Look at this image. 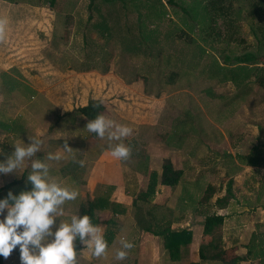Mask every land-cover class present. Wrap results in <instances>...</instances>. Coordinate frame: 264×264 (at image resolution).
Segmentation results:
<instances>
[{
  "label": "rangeland",
  "instance_id": "374dc122",
  "mask_svg": "<svg viewBox=\"0 0 264 264\" xmlns=\"http://www.w3.org/2000/svg\"><path fill=\"white\" fill-rule=\"evenodd\" d=\"M14 1L30 2L40 8L21 10L23 18H18L21 21L14 25V33H9V39L1 42L7 51L18 54L29 49L35 50L42 69L48 65L47 61H51L63 66L62 68L68 65L78 70L95 68L104 72L110 67L126 82L137 78L143 80L146 77L143 81V93L156 96L165 94L173 98L172 101L178 102L177 112H179V119H183V126L189 122L190 117L195 119V114L200 117V120L198 118L196 122L199 132L195 133L199 140L198 143L200 142L198 145L200 148L196 157L192 158L193 166L187 168L186 178L182 177L185 181L187 177L198 180L189 185L192 193L183 196L188 200L185 199L184 202L182 199L175 198L173 202H170L175 210L168 204L160 208L161 215H166V219L170 218L174 211L179 213V210L188 207L187 210L195 224L192 226L198 230L197 238L192 242V246L188 243L181 250L180 259L177 261H171L166 250L162 249L159 243V251L163 253L159 255L160 261L157 264H217L215 261L220 257L230 259L236 254L243 255L250 242L258 243L261 237H264V166L253 168L245 166L241 159L251 153L255 147L258 149L263 147L264 151V85L257 83L256 76H252L246 86L238 88L232 82L219 81L213 75L197 74L198 67L205 62L208 63L211 55L204 54V59L197 66L190 57L192 45L187 39L189 36L202 42L190 14L197 12L205 0H125L126 6L119 14V21L116 10L109 9L111 6L106 4L105 0H54L52 5H49L47 0ZM114 1L121 5L123 0ZM231 1L232 9L229 18H227L228 14H224L216 19V26L222 40L214 42L215 48L207 47V49L219 62H222L223 57L230 52L234 54L246 51L254 53L258 57L257 67L264 72V42H259L258 36L253 34L254 30H251L252 24L256 26L258 22L246 16L247 0ZM149 3L154 5L151 15L147 14L149 9L146 5ZM73 6L76 7L73 8ZM238 6L242 7L241 17H236L235 12L233 13ZM184 9L191 12L186 14ZM51 11L53 13L51 22H44L37 18L51 16ZM108 11H111L109 14L115 15H109ZM102 16H105L107 21L95 27ZM224 19H231L234 23L232 26V31H234L232 38L234 39L228 42L224 39L228 35L226 30L229 29ZM191 24H193L194 32L189 29ZM260 24H264V18ZM1 29L0 26V35L3 36ZM151 29L159 35L156 44L160 48L159 52L148 42L144 46L147 56L143 53L145 49L143 46L140 52L131 51L124 46L126 44L124 39L127 40V35H134L137 41L140 39L141 32L147 33ZM167 31L171 36L165 39L163 35ZM84 38H86L85 42ZM188 62L197 66L195 70L189 71L190 73L186 75L182 74L179 78L173 77V81L168 82L170 71H178L183 66H187ZM74 78L71 77V79ZM208 89L212 91V95L207 92ZM14 90L16 93L19 91V94L25 95L26 100L30 98L28 93L24 94L23 88ZM10 92L5 87L0 89V94L4 96H8ZM102 104L104 105V102ZM29 108L30 103L24 100L9 112L13 115L18 114L20 115L17 116L18 118H24L29 122ZM228 118H230L229 121ZM203 120L208 123L207 126L202 123ZM212 122L219 124L226 122L219 126L224 132H221L217 126H211ZM214 129L222 137L226 136L224 141H221V138L217 142L216 140L211 141L210 133ZM137 149L144 150L142 147ZM42 154L44 152L40 155L44 159ZM66 159L61 157L59 160L49 161L58 171L55 176L62 174ZM25 162H27V167L24 168L26 174L30 171V160ZM202 181L205 182L202 184ZM183 186H186L183 182L177 185L173 197L177 196V192H181L180 187ZM28 187H31L29 182L9 185L5 187L3 194L6 196L9 190L17 194L21 190H28ZM193 194L198 197L197 201H192ZM84 203L86 205V201ZM86 208L87 205L79 209L81 210L79 214H87L88 209L85 210ZM211 213L222 215L223 220L216 223L212 231L205 232L203 230L204 217ZM87 215L91 223L100 226L104 235V222L109 214L100 212L95 217H91L89 213ZM70 217L71 215L59 214L56 220L57 223L59 219L67 222ZM133 219L140 220L139 224L141 223V215L138 212L133 215ZM129 230L128 234H117L113 241L106 240L108 248L105 254L99 257L93 256L91 249L79 240L75 241V246L76 244L82 245L79 246L82 250L76 253V259L82 261L80 264H133L134 256L138 252L135 245L128 250V255L123 260L115 257L117 249L121 247L122 236H125L123 239L131 241L135 239L137 233L135 234L133 228ZM116 231L113 230V232ZM76 249H78L77 246ZM201 254L204 255L205 260H201ZM260 262L259 258H255L247 259L240 264H261Z\"/></svg>",
  "mask_w": 264,
  "mask_h": 264
},
{
  "label": "crops",
  "instance_id": "0c3cea01",
  "mask_svg": "<svg viewBox=\"0 0 264 264\" xmlns=\"http://www.w3.org/2000/svg\"><path fill=\"white\" fill-rule=\"evenodd\" d=\"M0 1H2L0 26L4 34V37L0 35V89L5 87L11 91L8 96L0 94V152L3 153L0 154V160L10 154L14 144L24 145L33 137L40 138L42 140L41 149L33 158L41 157V153L44 152L42 156H44L43 160L49 164L50 176L61 185L75 189L78 193L74 200L66 201L62 205L63 210L60 214L63 216L79 214L81 211L79 209L86 207L84 202L93 197L95 186L97 184L107 185L109 199L123 207L121 212L114 214L106 209L100 211L109 214L104 223L109 218L115 222L114 229L117 231L113 232L112 238L108 241H113L119 233L128 234L129 229L133 228L137 235L132 242H135L134 245L138 248L132 261L133 264L143 262L157 264L160 261L159 255L163 251L160 252L158 246L160 243L163 249L162 238L154 232L165 227L190 230L192 235L189 243L191 245L197 238L198 230L192 226L194 223L187 210L188 207L179 210V213L174 211L173 215L166 219V215H161L160 208L165 204L174 208L170 202H173L175 198L182 199L184 202L188 200L183 196L192 193L189 185L198 180L187 177L185 181L183 178H186L187 168L193 166L192 158L196 157L200 148L198 146L200 142L198 143L199 140L195 135L196 122L198 118L200 120V117L195 114V119L190 117L189 122L183 126V119H179V112H177L178 102L172 101L173 98L165 94L156 96L143 93L144 79H128L129 81L126 82L110 67L106 70L107 72L98 71L95 68L78 70L68 65L62 68L63 66L57 65L56 62L47 61L48 65L42 69L35 50L29 49L18 54L7 51L1 42L4 40L6 42L9 35L14 33V25L21 21L18 18H23L21 10H32L40 6L32 5L30 2ZM18 13L20 15L16 16ZM50 15L37 18L44 22H51L53 20L52 11ZM71 77L75 78L71 79ZM20 87L24 89V94H29L28 100L25 99V95L19 94V91L16 93L14 90ZM91 98L104 102L102 114L107 118L127 124L132 128V133L124 138V142L131 146V151L137 150L138 147L144 149L142 152L147 156V173L144 174L135 169L136 162L131 154L126 160L113 157L109 145L114 142H109L106 137H97L87 130L85 126L88 119L75 111V108L85 105ZM24 100L30 103L29 122L17 117L20 115H13L9 112ZM202 123L208 125L204 120ZM225 123L212 122L211 126H217L221 132H224L219 126ZM216 132L214 129L210 133L211 141L216 140L217 142L219 138L224 141L226 136L222 137ZM65 142L72 149L65 151L63 147ZM48 152H59L62 158H67L60 176H55L58 171L46 159ZM164 159H169L174 168L181 170V176L176 185L170 186L162 182ZM81 161H83L82 164ZM26 164L27 162L17 170V174H0V198L5 197L3 193L6 186L27 183L28 172L25 174L24 169L25 166L27 167ZM243 165L252 168L259 167ZM151 171L156 176L154 191L140 197L139 195L147 189ZM181 182L186 186L180 187L181 192H177V196L173 197L175 188ZM29 184L31 185L30 182ZM193 197L192 201H197L198 197L195 195ZM136 212L141 215L140 224V220L133 219ZM2 215L3 213H0V216ZM123 237L125 236L121 238ZM76 246L78 247L77 252L80 253L82 249L79 246L82 245L76 244ZM80 262L82 261L76 259V264ZM0 264H20L18 246L13 248L7 257L0 255Z\"/></svg>",
  "mask_w": 264,
  "mask_h": 264
},
{
  "label": "clouds",
  "instance_id": "9594fccd",
  "mask_svg": "<svg viewBox=\"0 0 264 264\" xmlns=\"http://www.w3.org/2000/svg\"><path fill=\"white\" fill-rule=\"evenodd\" d=\"M85 127L97 137H106L109 142H114L109 145L113 157L120 160L129 158L131 146L124 142V138L132 133V128L127 124L98 113L88 120ZM41 145L42 140L33 137L24 145L14 144L10 154L0 160V174H17L25 161L30 160L26 182L31 183L28 190H21L17 194L9 190L5 197L0 198V213H3L0 217V255L7 257L18 246L20 264H76L77 240L90 248L93 256L104 255L107 241L100 226L91 223L87 214H73L69 221L59 219L57 223L62 205L74 200L78 193L53 179L45 160L33 158ZM63 147L65 151L72 149L67 142ZM46 159L59 160L61 153L48 152ZM120 245L115 257L123 260L134 244L122 238Z\"/></svg>",
  "mask_w": 264,
  "mask_h": 264
},
{
  "label": "trees",
  "instance_id": "16d2710c",
  "mask_svg": "<svg viewBox=\"0 0 264 264\" xmlns=\"http://www.w3.org/2000/svg\"><path fill=\"white\" fill-rule=\"evenodd\" d=\"M47 1L48 4H53L54 2V0ZM105 2L106 4H109L111 6L109 9L116 10L117 19L119 21V14L121 13L122 9H125L126 1H121V5H118L114 0H105ZM247 2L248 10L246 12V16L252 17L256 22H258L256 26L252 24L251 30H254L253 34L255 36H258L259 42H264V24H260L262 23V20L264 18V0H247ZM153 6L154 5L150 3L146 5V7L149 9V11L147 12L148 15L152 14L151 11L154 8ZM231 9V0H205L203 1L201 8L197 12H192L190 14L192 21L195 22L194 27H197V30L200 35L199 37L202 41H196L194 37L192 38L188 36L187 41H189V43L192 45L190 57L198 66V64L201 63L200 61L204 59V54H206L207 56L211 55V59L208 63L205 62L203 65L198 67L199 69L197 71V74L213 75L217 77L219 81H230L238 88L246 86L250 78L252 76H256L257 83L262 86L264 85V72H262L261 68L257 67L258 57L254 53L246 51L240 54H234L233 52H230L229 54L223 57L222 62H219L217 61L216 57L211 53V51H209V49L215 48L213 45L214 42L222 40L220 39L219 29L216 26V19L218 17H222L224 14H228L227 18H229V16L231 15ZM241 9L242 7L238 6L237 9L233 10V13L235 12L236 17H241ZM184 10L186 14H189V12H191L187 9ZM109 13H111V11H108V14ZM225 20L226 19H224V22ZM104 21H107V19L105 16H102L101 20L97 24H95V27H99L98 25ZM226 22L227 28L229 29L226 30L228 35L227 37H224V39L225 42H228L229 40L234 39L232 38L234 32L232 31V26H234V23L231 19H227ZM194 27L193 24H191L189 26L190 31L194 32ZM128 30L129 29H127V31ZM158 36V33L153 31L152 29L150 32L147 33L141 32L139 37L140 39L137 41L135 40L134 35H127V40L124 39V41L126 42L124 46L130 49L131 51L140 52L142 46L143 48H145L144 46L147 45L148 42L151 46L156 47L157 52H159L160 48L158 45H156L158 43ZM163 36L165 39H167L171 36V34L167 31ZM83 41L85 42L86 38H84ZM207 47L209 49H207ZM145 51L146 48L143 50V53L147 56L148 54ZM188 63L189 64H187V66H183L178 71L171 70L168 74V82H172L173 77L179 78L180 76H182V74L186 75L190 73L189 71L195 70L197 66L191 65L190 62ZM105 68L103 69L105 70ZM256 71H259L258 73L260 74L256 73ZM143 79L146 80V77H144ZM207 92L211 93V95L213 94L210 89H208ZM75 111L81 113L88 120H90L94 118L98 113L103 112V104L99 99H90L87 104L78 107ZM262 148L258 149L257 147H255L251 153L242 158V161L246 165L264 166V151L262 150ZM131 156L135 159L136 162L135 169L144 174L147 173V156L139 149L131 151ZM180 176L181 170L174 168L169 159H164L163 171L161 175L162 182L164 184L173 186L178 183ZM155 185L156 176L155 173L151 171L149 172V182L147 184V189L139 196L144 197L153 192ZM86 205L88 213L91 217H95L97 213L105 209L110 210L112 214L121 212L123 210V207H121L120 204H117L116 202L109 199L108 186L103 184H97L95 186L93 190V197L91 199L86 200ZM222 220L223 216L220 214L211 213L206 215L203 221V230L205 232L212 231L214 225L216 223L221 222ZM114 225L115 222L111 218L106 221L103 235L106 240H110L112 238L113 229L115 228ZM154 234L161 236L163 248L166 250L168 257L171 261H177L180 259L181 250H183L185 246L190 242L192 235L191 231L188 229H170L169 227H165L164 229H161L158 232L155 231ZM246 248V252L243 255L236 254L230 259L220 257V259H217L215 263L240 264V262L245 261L247 259L259 258L261 261L260 263L264 264V237H261L258 243L250 242L246 246ZM200 258L201 260H205L203 254L200 255Z\"/></svg>",
  "mask_w": 264,
  "mask_h": 264
}]
</instances>
